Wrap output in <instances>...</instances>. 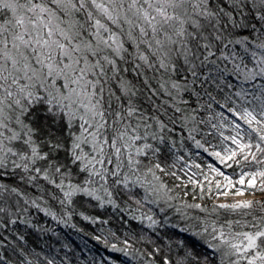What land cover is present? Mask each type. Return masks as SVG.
I'll list each match as a JSON object with an SVG mask.
<instances>
[{
    "label": "snow or ice",
    "instance_id": "snow-or-ice-1",
    "mask_svg": "<svg viewBox=\"0 0 264 264\" xmlns=\"http://www.w3.org/2000/svg\"><path fill=\"white\" fill-rule=\"evenodd\" d=\"M217 117L236 133L225 138L235 149L213 153L220 163L264 165V0H0V264H71L25 246L14 226L34 227L30 208L57 219L55 202L70 218L78 201L119 208L122 196L173 208L160 156ZM209 167L223 177L217 194L256 191L257 177L264 191V168L234 183ZM176 212L195 243L175 241L180 251L159 264H264V200ZM123 243L111 247L156 264L159 247Z\"/></svg>",
    "mask_w": 264,
    "mask_h": 264
},
{
    "label": "trees",
    "instance_id": "trees-1",
    "mask_svg": "<svg viewBox=\"0 0 264 264\" xmlns=\"http://www.w3.org/2000/svg\"><path fill=\"white\" fill-rule=\"evenodd\" d=\"M222 100V97H218ZM215 111H225L216 108ZM207 117L208 113H204ZM242 130H247V125L243 124ZM213 124L216 127H213ZM233 127L228 120L222 121L220 118L211 120L208 123L199 125V131L194 132L193 138H189L187 131L182 136H174L176 147L165 148L160 156L159 162L165 168V173H158L162 182L171 189V195L175 197L171 203L173 208L168 209L163 201L159 203L143 202L140 207L135 200H128L127 197H121L118 200L119 208L111 205L99 207L97 202L90 203L78 201L73 215L69 218L64 215V211L55 202H49L51 211L55 212L57 219L35 208H30L27 219L31 221L34 227L17 223L14 226L19 234L24 235L26 247L35 249L48 255H56L60 260L66 254L71 264H137L132 256H125L122 252L112 249L111 245L116 244L118 248L124 247V240L131 244L130 251L143 253L152 251L153 248L159 247L161 251L154 256L156 264H159L164 255L174 259L180 249L177 248L175 241L183 240L185 244L192 245L195 243L191 231L181 232V228L191 221H184L181 215L176 212V207H182L184 203H200L211 208L214 204L227 203L236 201L233 198L219 201L215 191V183H223V177L217 176L211 171V167L218 168L225 176H228L235 183L240 179L242 172L251 173L258 168H264V165L254 163H245L241 159L240 164L226 161L224 164L213 155L219 152L222 156L226 154L225 147L231 144L230 139L226 137L233 136ZM196 140H199L202 147L196 146ZM244 142H247L245 139ZM230 165V166H226ZM198 166V167H197ZM173 173L175 175H173ZM198 181L204 189V197L200 198V187H197L189 181ZM208 181H212L213 192L208 194ZM248 177H245L247 180ZM236 187L247 188V185H236ZM187 192V195L184 193ZM245 194L257 196L251 200H264V191L259 190V177H257V190H247ZM236 194L228 191L227 195ZM143 190H139L140 198ZM259 196V197H258ZM46 206V205H42ZM165 207L168 217L164 222L165 213L160 212V208ZM192 215H204L197 209L186 210ZM223 219H239V215L230 213L228 210H218ZM151 214L159 223L153 227H148L149 221L141 222L139 219H133V215ZM87 216L89 219H85ZM107 221V223H104ZM195 231V228L192 229ZM114 233V235H113ZM101 237L100 240L95 237ZM143 237V239H141ZM106 240V243H105ZM67 245V247H65ZM200 249L197 248V251Z\"/></svg>",
    "mask_w": 264,
    "mask_h": 264
},
{
    "label": "rangeland",
    "instance_id": "rangeland-1",
    "mask_svg": "<svg viewBox=\"0 0 264 264\" xmlns=\"http://www.w3.org/2000/svg\"><path fill=\"white\" fill-rule=\"evenodd\" d=\"M236 133L234 132L233 135H235ZM236 148V145L234 144H228L226 147H225V152L227 149H235ZM257 196L255 195H251V194H245L243 193L242 195L241 194H234V195H220L218 196V200L219 201H224L225 199H228V198H233L235 200H251L253 198H256ZM259 197V196H258Z\"/></svg>",
    "mask_w": 264,
    "mask_h": 264
}]
</instances>
